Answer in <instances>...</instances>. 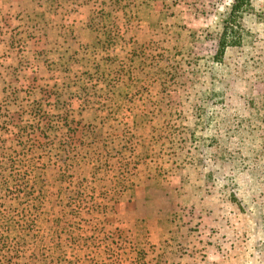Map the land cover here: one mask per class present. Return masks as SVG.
Here are the masks:
<instances>
[{"label": "rangeland", "instance_id": "obj_1", "mask_svg": "<svg viewBox=\"0 0 264 264\" xmlns=\"http://www.w3.org/2000/svg\"><path fill=\"white\" fill-rule=\"evenodd\" d=\"M38 1L55 38L0 67V264H146L147 177L187 226L159 264H264V0L221 62L231 0H85L80 39Z\"/></svg>", "mask_w": 264, "mask_h": 264}, {"label": "crops", "instance_id": "obj_2", "mask_svg": "<svg viewBox=\"0 0 264 264\" xmlns=\"http://www.w3.org/2000/svg\"><path fill=\"white\" fill-rule=\"evenodd\" d=\"M62 4L66 7L64 12L69 11L66 12V16L59 15L64 19L63 22L75 25L74 36L77 39L85 37L83 29L86 27L84 26L86 12L90 10L87 2L85 0H63ZM60 9L63 10V7ZM71 9L76 10L71 13ZM45 11V1L39 3L38 0H0V67L2 64H14L15 54L13 53L17 50L24 49V47L31 49L32 46L40 49L55 38L57 26L44 23L47 15ZM44 33H51V35L45 37ZM132 194L139 196L133 199L134 208L135 213L138 214L137 219L141 216L143 219L140 221H144L135 220L136 225L133 230L139 227L146 230L144 240H140L143 241L142 245L146 246V264H159L165 255L163 247L169 244V236L173 235V238H178V240L180 238L179 241L182 243L181 237H177V234L170 231L173 227L178 228L182 235L187 226L184 221L177 222L169 219L164 192L162 188L155 186L154 179L147 177L144 186L135 187ZM183 246L186 247V244Z\"/></svg>", "mask_w": 264, "mask_h": 264}, {"label": "trees", "instance_id": "obj_3", "mask_svg": "<svg viewBox=\"0 0 264 264\" xmlns=\"http://www.w3.org/2000/svg\"><path fill=\"white\" fill-rule=\"evenodd\" d=\"M252 0H231L230 7L224 21L223 32L219 38L217 51L215 55V60L221 62L224 58L225 52L229 47L238 46L242 40V20L245 15L253 13ZM70 30V29H69ZM71 35L73 31L70 30ZM0 212L1 207H0ZM1 240V239H0ZM10 251L8 245V239H4L0 242V253H5ZM3 254L0 258H3Z\"/></svg>", "mask_w": 264, "mask_h": 264}]
</instances>
